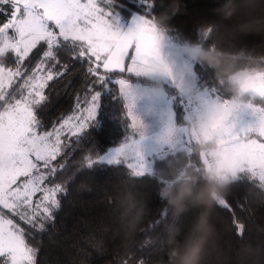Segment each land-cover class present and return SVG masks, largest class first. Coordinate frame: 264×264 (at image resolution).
Returning a JSON list of instances; mask_svg holds the SVG:
<instances>
[{"label":"snow or ice","instance_id":"1","mask_svg":"<svg viewBox=\"0 0 264 264\" xmlns=\"http://www.w3.org/2000/svg\"><path fill=\"white\" fill-rule=\"evenodd\" d=\"M139 2L140 10L126 19L121 0H0L4 17L0 21V264H37L36 249L27 242L25 229L3 210L31 229H44V221L60 207L57 194L67 193L51 179L58 171L53 162L61 154V136L95 126L102 94L112 84L118 85L113 98L121 104L124 136L106 154L97 151L95 159L86 157L89 168L99 162L126 165L131 177L155 176L163 184L170 179V163L190 168L199 178L203 168L215 161L227 166L232 184L253 180L264 189V119L259 127L253 126V113L264 116V71L240 73L245 99L238 105L229 103L225 95L230 94L212 71L187 54L190 39H181L171 28L162 31L153 22L154 16L171 15L172 10L158 0ZM34 49L42 57L32 67L29 56ZM61 53L87 63L93 87L90 99L86 96L83 101L86 106L77 103L78 115L48 131L40 112L47 101L48 82L63 74L56 66L66 68ZM97 85L101 90H95ZM168 89L179 110L170 106L162 127L150 133L137 111L139 103L147 101L151 112V105ZM215 102L224 105L215 126L219 149L197 152L185 117ZM240 112L251 119L237 127L234 117ZM149 140L152 146L146 148ZM219 206L230 208L225 198ZM167 221L165 207L154 224L159 227ZM239 228L242 231L243 226Z\"/></svg>","mask_w":264,"mask_h":264},{"label":"trees","instance_id":"2","mask_svg":"<svg viewBox=\"0 0 264 264\" xmlns=\"http://www.w3.org/2000/svg\"><path fill=\"white\" fill-rule=\"evenodd\" d=\"M158 2L167 5L171 13L175 11L169 24L181 39H196L197 27L205 22L229 26L233 23L221 21L215 11L224 0ZM121 3L126 19L142 7L139 0H121ZM3 19L0 16V21ZM261 39L264 37L259 35L245 37L249 46L259 44ZM41 57L42 52L34 49L29 56L30 66L34 67ZM10 58L14 59V54ZM60 59L66 68L56 66L55 70L63 74L48 82L45 89L47 101L40 112L48 131L78 114L77 103L86 106L83 101L93 87L90 81L94 77L87 73L86 62L71 59L70 54L64 53ZM95 90H101L100 86H95ZM171 91L167 90L169 95ZM114 95H118V85L112 84L102 94L95 126L78 135L67 132L62 135L61 154L53 162L58 171L51 179L54 184L66 187L67 193L57 194L60 207L54 210L51 220L44 221V229H31L8 210H3L6 217L25 229L27 242L36 249L37 264H169L170 249L162 242V226L154 224L166 207L157 194L159 180L150 175L131 177L126 165L99 162L89 168L86 162V157L95 159L97 151L103 154L123 139L124 127L119 122L123 113ZM225 98L230 95L226 94ZM173 107L179 110L178 105L173 104ZM189 134L195 144L190 127ZM218 141L205 139V149ZM258 183L246 180L230 185L225 193L230 208L214 207V239L209 245L205 264H264V199L259 195ZM129 191L145 203L146 211L136 231L125 236L120 230L118 201ZM194 215L195 211H190L182 217L181 227L185 231Z\"/></svg>","mask_w":264,"mask_h":264},{"label":"clouds","instance_id":"3","mask_svg":"<svg viewBox=\"0 0 264 264\" xmlns=\"http://www.w3.org/2000/svg\"><path fill=\"white\" fill-rule=\"evenodd\" d=\"M224 23L205 22L197 29V38L186 41L188 55L198 64L211 70L215 79L230 94L229 103L238 105L245 99L239 75L244 71H264V39L249 46L245 37H264V0H224L215 9ZM154 16L153 22L162 31L171 28L168 21L175 15ZM207 35H204V34ZM223 103L215 102L195 115L186 116V126L196 130L194 148L205 151L200 135L221 119ZM253 126L259 127L264 116L253 113ZM170 179L158 188V196L168 209V221L162 225V242L170 249L169 264H205L209 245L214 239L212 211L232 184L234 177L227 166L220 167L215 161L205 166L199 178L180 163L168 165ZM264 199V189L259 193ZM119 224L125 236L133 234L142 221L146 205L131 192L119 198ZM195 211L191 225L185 231L181 220Z\"/></svg>","mask_w":264,"mask_h":264},{"label":"rangeland","instance_id":"4","mask_svg":"<svg viewBox=\"0 0 264 264\" xmlns=\"http://www.w3.org/2000/svg\"><path fill=\"white\" fill-rule=\"evenodd\" d=\"M173 54L176 55V52H173ZM170 96L171 95H169L168 92L166 91L164 97L157 100L154 105H151V108L153 110L147 114V117L145 120L148 127H149L150 133H155L162 127V124L166 118V113H167L168 108L170 106L173 107V104L171 103ZM76 115H78V114H76ZM67 119L68 118H66L65 120H67ZM234 119L236 121L237 127H242L250 121L251 117H249L246 113L240 112L234 117ZM63 121L61 123H63ZM215 126H216V124H214L211 128L208 129V130H211L213 135H209L207 137V135H205V133H203L205 135V137L210 138V139H218L219 140L218 133H216V131H215ZM192 130H193V128H191V131ZM62 137L63 136H61V140H62ZM151 146H152V141L151 140L147 141L146 142V148H151ZM114 147H116V146H114ZM114 147H112V148H114ZM112 148H110V149H112ZM218 149H219V145L216 144V145H213V146L206 148L204 152L211 153L213 151H217ZM107 152L108 151L104 152L103 154H106ZM47 186L51 187L52 185H47ZM39 195L40 194L38 193L37 197H34V200H36L39 197ZM13 217L19 220V217H15V216H13ZM19 221H21V220H19ZM21 222H23V221H21Z\"/></svg>","mask_w":264,"mask_h":264},{"label":"crops","instance_id":"5","mask_svg":"<svg viewBox=\"0 0 264 264\" xmlns=\"http://www.w3.org/2000/svg\"><path fill=\"white\" fill-rule=\"evenodd\" d=\"M149 103L147 102V101H141L140 102V104H139V106H138V108H137V111H138V113L140 114V115H142L143 117H144V119L146 120V117H147V114L148 113H150L149 111H148V109H149ZM152 109V108H151ZM153 110V109H152ZM151 110V111H152ZM205 135H207V137L209 136V135H213L212 134V132H211V130H207L206 132H205ZM219 138V137H218ZM207 139H210V138H207Z\"/></svg>","mask_w":264,"mask_h":264},{"label":"built area","instance_id":"6","mask_svg":"<svg viewBox=\"0 0 264 264\" xmlns=\"http://www.w3.org/2000/svg\"><path fill=\"white\" fill-rule=\"evenodd\" d=\"M193 134H194V138H195V136H196V130H195V129H193ZM200 139H201L202 141H204L205 139H207V137H205L204 134H201V135H200Z\"/></svg>","mask_w":264,"mask_h":264},{"label":"water","instance_id":"7","mask_svg":"<svg viewBox=\"0 0 264 264\" xmlns=\"http://www.w3.org/2000/svg\"><path fill=\"white\" fill-rule=\"evenodd\" d=\"M187 128H188V131H189V127L188 126H186ZM218 145H219V143H217Z\"/></svg>","mask_w":264,"mask_h":264}]
</instances>
